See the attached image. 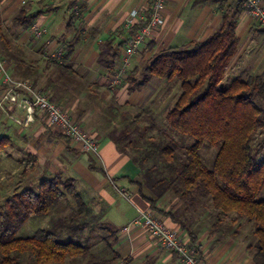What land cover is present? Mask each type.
Here are the masks:
<instances>
[{
    "label": "trees",
    "instance_id": "16d2710c",
    "mask_svg": "<svg viewBox=\"0 0 264 264\" xmlns=\"http://www.w3.org/2000/svg\"><path fill=\"white\" fill-rule=\"evenodd\" d=\"M227 1L193 0V6L223 5ZM235 5L241 4L230 0L218 27L205 39L168 46L128 71L125 80L129 91L145 88L153 76L166 82L173 79L179 82L180 92L165 110L164 125L155 123L153 114L146 113V108H135V112L129 113L128 108L109 104L107 119L118 116L122 122L119 128L113 124L107 130V137L137 168L139 181H130L148 202V209L159 217L169 216L178 222L200 257L197 233L190 225L195 215L209 217L210 230L227 235L231 230L233 236L242 227L240 219H244L251 224L247 251L253 264H264V199L258 197L264 187V155L257 157L253 145L257 130L264 127V69L254 75L241 73L225 79L237 52L236 22L231 15ZM35 15L28 14L23 5L11 18V23L28 27ZM123 44V40L116 48L110 41L101 44L97 61L112 71ZM71 51L68 46L64 58H68ZM0 53L19 76H25L20 79H27L36 86L37 79L26 77L27 71L16 66L15 61L23 56V47L8 38L1 14ZM47 65L60 73L74 72L70 64L47 61ZM48 97L59 102L54 93ZM152 129L155 132L150 134ZM169 134L187 135L194 141L178 145ZM57 136L70 141L62 134ZM11 143L9 136L1 135L0 153ZM204 145L215 148L210 166L200 155ZM36 162L34 154H26L21 160L20 174L33 171ZM89 167L96 169L92 163ZM35 188L30 184L0 204V264H64L91 256L90 245L81 242L76 234L101 216L93 213L75 180L62 178L60 174L49 175ZM143 188L154 198L146 197ZM169 192L180 204L164 210L156 205V199ZM61 201L71 207L70 212L51 219L49 228L39 227L29 236L16 237L10 233L12 221L22 224L30 216L48 215ZM63 233L71 237L61 241ZM102 239L106 247L111 248L108 237ZM88 262L106 263L93 259Z\"/></svg>",
    "mask_w": 264,
    "mask_h": 264
},
{
    "label": "crops",
    "instance_id": "0c3cea01",
    "mask_svg": "<svg viewBox=\"0 0 264 264\" xmlns=\"http://www.w3.org/2000/svg\"><path fill=\"white\" fill-rule=\"evenodd\" d=\"M229 2L230 0L223 5L193 6V0H165L162 24L151 31L147 40L130 56L126 65L125 43L136 29L135 26L139 25L126 28L124 19L131 11H136L147 19L152 0L0 2L1 20L8 38L23 47V56L15 61L16 66L27 71L26 77L36 78V86L44 89L43 92L48 96L54 93L59 100L56 103L68 109L71 118L80 125L84 124L86 131L98 142L97 155L81 150L71 140L66 141V138L58 137L57 134L61 133L50 124L43 112L37 111L29 125L30 128H34V141L31 142L42 138L43 145L41 148L26 145L29 148L27 154H34L37 157L32 174L38 175L37 167H44L49 173L65 172L74 180L80 178L85 192L81 193L83 198L90 199L93 213L99 214L100 219L106 223L104 227L114 232L111 240H108L111 248L106 247L103 239L102 246L95 244L91 246L93 261L106 262L103 264H181L175 252L162 248L143 227L131 224L138 208L148 209L149 204L139 195L137 185L130 181H139L137 168L107 137L108 126L103 123V117L98 112L107 109L109 104L128 109L146 108L155 97L154 89L156 91L161 89L166 83L165 79H155L154 86L148 91L146 89L150 83L141 90L129 91L127 83L112 85L110 80L118 73L123 77L126 71L161 49L205 39L218 27L222 12ZM23 5L26 6L28 14H36L32 25L46 26L45 34L39 40L34 38L31 25L23 27L11 23V18ZM231 15L236 22L238 44L237 52L226 72L238 75L246 68L249 69L248 74H251L264 59V25L254 24L242 5L232 6ZM122 40L124 44L119 48V57L114 60L113 70L110 71L97 61L101 44L110 41L113 48H116ZM46 41L54 43L52 48L61 49L63 61L58 63L70 64L73 73H60L52 65H47V61H57L46 58ZM68 46H71L72 51L68 58H64ZM253 56H256L255 59H251ZM7 66L13 77L24 76H19L9 64ZM3 88L0 77V100ZM81 102L83 106L79 105ZM18 111L20 110L13 111L7 104H4L3 108L0 103V128L9 132V128L14 127L10 130L11 134L6 135L10 137L12 143L25 147L21 137L29 130L27 129L29 126L22 127L13 120V116L19 115ZM50 152H53V157L49 155ZM43 155H47L46 158ZM23 158L20 159V165ZM91 163L96 169L89 167ZM109 184L118 186L117 191L109 190ZM121 191H128L129 197L125 198ZM143 194L154 198L147 188H143ZM117 195L122 198H118ZM165 203L164 196L156 199V205L167 210L171 205ZM160 218L182 239L188 241L186 232L178 222L169 216ZM194 218L190 225L197 233L196 243L200 247L201 259L205 264H253L246 248L247 243L243 239L210 230L207 226L210 222L209 217L205 215L201 217L195 215Z\"/></svg>",
    "mask_w": 264,
    "mask_h": 264
},
{
    "label": "built area",
    "instance_id": "2783aa9c",
    "mask_svg": "<svg viewBox=\"0 0 264 264\" xmlns=\"http://www.w3.org/2000/svg\"><path fill=\"white\" fill-rule=\"evenodd\" d=\"M27 0H21L25 3ZM242 5L245 13L251 18L254 24L264 25V3L262 0H233ZM165 0H152L150 5V15L145 19L136 11H131L124 19L126 28H132L138 24V28L133 30L127 38L124 48V65L128 63L129 57L142 45L149 37L151 31L162 24ZM145 20V21H144ZM46 26L31 25V31L36 40L42 38L46 32ZM45 56L57 62L63 61L61 49L55 48L54 43L46 41ZM0 77L4 85L3 94L0 100L4 108L7 104L13 110H20L23 115L13 116V120L22 127H28L34 120L37 111L43 112L50 124H52L61 134L77 144L81 150L93 155L98 154L99 145L82 126L74 121L69 113L60 105L51 101L48 95L34 86L27 79L13 77L8 69L6 60L0 53ZM120 73L116 74L110 84H117ZM125 198L129 197L128 191H121ZM131 224L143 227L151 237L162 247L176 253L181 264H205L196 252V249L188 241L182 239L178 233L169 228L161 218L149 209L137 210V215L132 219ZM127 228V227H125Z\"/></svg>",
    "mask_w": 264,
    "mask_h": 264
},
{
    "label": "rangeland",
    "instance_id": "374dc122",
    "mask_svg": "<svg viewBox=\"0 0 264 264\" xmlns=\"http://www.w3.org/2000/svg\"><path fill=\"white\" fill-rule=\"evenodd\" d=\"M255 57L256 56H253L251 59H255ZM142 63H143V61L139 62L138 65L141 66ZM247 65H249V62L247 63ZM262 69H264V59H262L261 63L258 65L257 69L255 71H253L251 74L254 75L256 73H259L262 71ZM128 71H126L124 73L123 77H120L118 83L115 85H119L120 83H127L128 84V82L125 80ZM248 72H249V69H246V68H243V71H241V73H246V74H248ZM241 73H239V74H241ZM232 76H234L233 72H232ZM229 77H231V73H227V76L225 77V79L229 78ZM137 78L140 79V76L138 75ZM151 78H152V81L149 82L150 84L147 87L146 91L150 90L154 86V81L160 80V78L154 77V76ZM154 91H155L154 92L155 97L148 104L145 112L153 114L155 123H157L158 125H164V123H165V119H164L165 110H167L171 101L178 96V93L180 92L179 83L176 79H173L171 81L164 83L161 89H158L157 91H156V89H154ZM79 105L83 106V103L81 102ZM124 108H127V107H124ZM63 109H65L69 113L68 109H66L65 107H63ZM133 112H135V108H133V109L130 108L129 113H133ZM98 113L100 115H102V117H103L102 121L104 124H106L108 126V131L111 129L113 124L116 125V127H118V128L120 127L122 120L118 116L114 117V118L112 117L111 119H107L108 116L110 117V114L107 111V109L101 110ZM17 114L22 115V112L18 111ZM81 126L84 130L87 129L84 126V124H82V123H81ZM13 128L14 127L9 128V132L4 131L2 128H0V136L6 135V134L7 135L11 134L10 130H12ZM27 129H29V130H27L25 132V134H23L21 137V139L25 142L24 143L25 147H20V146H17L15 143H11L10 145L6 146V149L4 152L0 153V204L4 201V199L6 197L11 195L12 193L18 192L21 189H23L27 186H30V184H31V186H34V188H35V187H37L38 182L40 180H42L43 178H46L51 174L56 175L55 172H53V173L47 172L44 169V167H37V169L39 170L38 175H35V173L32 174V172H27L23 175L20 174V171H21L20 159L26 156L28 149H29L27 146L34 145L37 148H41V146L43 145L42 138H39V140L32 143L31 140L34 141V139H33L34 128H30V126H29ZM154 132H155V129H152L150 134L154 133ZM169 135L174 140H177L178 145L179 144L187 145L190 142L194 141L192 137L187 136V135H185V136L178 135V134H176V135L169 134ZM182 137H184V138H182ZM253 145H254V150L256 151L257 157L260 158L262 155H264V127L259 128L257 130V133L255 134V138L253 141ZM52 153L53 152H50L49 155H51L53 157ZM214 154H215V148L212 146H209V145H204L203 148L200 150V155H201L204 163L207 166L211 165ZM43 156L46 158L47 155L46 156L43 155ZM51 156H48V157H51ZM59 156L60 155H58V157ZM57 174H60L62 178L69 177L68 173H65V172H64V174H61V173H57ZM75 182H76V185H77L78 189L80 190V192L85 193L81 179L77 177V178H75ZM109 187H110L109 190L117 191L116 188L118 186H114V185L112 186L111 184H109ZM119 196L117 195L118 198H122ZM164 197L166 200L165 205L178 206L180 204V202L177 200V198L175 196H173L172 193H170V192L166 193V195H164ZM258 197L260 199H264V187H262ZM86 200L90 206H93L90 202V199L87 198ZM70 204H72V202H70ZM70 208L71 207L69 205H67L65 203V201H61L59 203L57 209L52 211L48 215L30 216L22 224H19L18 220L15 221V224H14V221H12L11 226H10V229H11L10 233L16 237L29 236L39 227L49 228L51 226V219L66 216L68 214V212H70ZM240 221H241L242 227L238 229V233L236 234L235 237L241 238V239H243L244 242H247V240L250 236V232H251V224L246 222L244 219H240ZM105 224L106 223H104L101 219L98 220L96 218L92 223H90L86 227H84L82 232H77L76 235L79 237L78 239L81 242L88 243L90 245V251H91V246L94 244L96 246H98V245L102 246V244H103L102 238L107 236L108 240H111V233H110L111 231L106 229V227H104ZM208 224H207V226H209ZM76 235H75V237H76ZM228 235L233 236L231 230L229 231ZM69 237H71V236H69V234L63 233L60 237V240L66 241V240H68ZM91 259H92L91 256L86 255L83 257L75 258V260H72V261L68 260L64 264H88L89 263L88 261Z\"/></svg>",
    "mask_w": 264,
    "mask_h": 264
}]
</instances>
